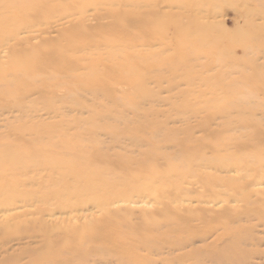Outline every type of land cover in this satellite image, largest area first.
Segmentation results:
<instances>
[{"label":"bare ground","instance_id":"1","mask_svg":"<svg viewBox=\"0 0 264 264\" xmlns=\"http://www.w3.org/2000/svg\"><path fill=\"white\" fill-rule=\"evenodd\" d=\"M164 1L187 20L158 13V0H0V42L9 57L0 65V115L35 118L47 110L58 117V72L74 80L69 90L75 85L108 99L88 107L92 121L84 132L58 135V124L35 122L13 124L0 136V212L18 201L40 205L38 218L12 216L0 226V264H241L264 255L256 248L264 239L239 224L245 215L264 226V189H254L264 185V100L254 98L259 93L225 88L221 104L217 96L198 109L176 104L182 125L151 120L154 113L141 106L156 100L145 80L157 68L188 83L212 85L214 77L200 72L210 65L196 72L190 63L213 53L221 54L212 60L220 64L242 60L256 70L247 80L259 82V67L244 54L255 31L242 27L235 35L215 37L199 19L202 9L218 2L248 0ZM255 1L264 12V0ZM90 7L105 9L112 22L85 26ZM58 12L79 15L64 43L44 39L29 45L32 37H20L49 32L42 27ZM167 28L174 31L178 54L158 59L136 49L137 43L162 38ZM97 46L106 53L78 55ZM256 46L264 50V43ZM83 60L85 74L78 72ZM49 70L55 83L31 80ZM116 84L130 85L138 97H115ZM70 100L84 108L78 96ZM231 202L243 204L240 214L222 205ZM139 204L136 215L132 205ZM47 205L68 213L69 223L46 224ZM35 238H41L39 247L9 252L11 242Z\"/></svg>","mask_w":264,"mask_h":264},{"label":"rangeland","instance_id":"2","mask_svg":"<svg viewBox=\"0 0 264 264\" xmlns=\"http://www.w3.org/2000/svg\"><path fill=\"white\" fill-rule=\"evenodd\" d=\"M160 5V6H159ZM145 9V8H144ZM143 9V10H144ZM155 10L160 14H165L171 12L174 15H177L182 22H185L187 19L182 10H179L174 7H170L168 3L164 0H158ZM197 13V12H196ZM199 13V12H198ZM199 19L202 21L203 25L208 27L209 35L220 37L221 35H235L237 30L240 28L253 29L255 31V38L246 44L245 59L248 61H253L256 63V68L259 67V75L261 80L259 82L248 81L246 77H254L256 70L249 69V65L244 63L242 60L237 61H225L224 64L212 62V60L218 58L221 54L213 53L212 57L199 58L197 61L191 62V65L196 66V72L200 71V65L209 64L210 66L202 68L201 74H204L203 77L213 76L212 85L207 84L206 82L197 80L195 83H188L180 77H176L171 73L167 72L165 67L162 69H156L152 74L148 75L145 80L146 88L148 93L152 95V98L155 99L151 102H142V111L152 112L154 116H150L151 120L154 121H165L171 119L174 120L171 122V125H182V117L184 115H179L176 111V104H182L183 107L198 109L203 107L204 102L208 99L215 98L217 96V101L221 104L226 101V91L230 88L242 89V93H259L254 97L255 101L264 100V50L256 46L259 43H264V12L260 10V7L257 5L255 0H248L246 4H241L236 1H221L218 2L216 6L208 7L202 9L199 13ZM79 15L75 14L72 16H63L58 12V16H54L50 22L43 25L42 28L48 29L49 32L42 33L39 32H30L22 33L20 37H32L29 42V45H41L44 43L43 40H58V45L64 43L66 37V30L78 21ZM83 24L85 26L93 27L98 24H106L112 22V18L109 16L105 9L96 10L93 7L88 8L84 12ZM172 28H167L163 30L162 38H150L144 42L137 43V50L142 51L146 54H154L158 59H165L168 56H173L178 54L179 51L175 49L177 46V39L174 38ZM224 37V36H223ZM227 42H223V45H226ZM253 46V47H252ZM6 45L0 42V65H5L8 62V54L3 50ZM60 48V46H58ZM65 48V47H63ZM236 54L238 56L243 55V52L236 48ZM6 50V49H5ZM106 53L107 49L104 46H97L93 50L86 49L82 52H79L78 55L82 57H90L92 52ZM155 57L153 60H155ZM87 60V59H86ZM193 58L191 57V61ZM85 60L81 62L83 65H79V73H87L89 69L84 65ZM151 61V60H150ZM216 61V60H215ZM102 66V65H101ZM246 68V69H245ZM224 73L231 71V74H225V76L220 75L221 71ZM53 71L46 72L42 76L35 77L31 79L33 82H38L40 80L48 81V83H55L56 80L48 79L50 74ZM156 75H161L157 77ZM246 76V77H245ZM73 78V77H72ZM230 79V80H229ZM71 83H74V80L68 76L65 72H58V90L55 92V95L58 99L56 105H58V117H55L53 113H48L47 110H42L35 118H17L15 113H10L6 116L0 115V136H6L9 133L11 125H23L33 126L35 122L45 125H56L58 124V135L59 134H73L77 132H84L85 128H88L91 121V112L89 108L95 107L96 104L100 102H107L108 99L103 97L95 98L93 94L88 93L84 90H77V87L74 85L73 90H69ZM255 84V85H254ZM79 85V84H77ZM238 86V87H237ZM252 86V87H251ZM112 94L117 98H124L129 101V99L137 98L138 92L128 84H121L113 86ZM243 87V88H242ZM227 90H226V89ZM212 90L217 91V94H213ZM226 90V91H225ZM225 92V93H224ZM242 94H240L241 96ZM79 97L83 101L84 108L78 107L71 99V97ZM220 96V97H219ZM220 98V99H219ZM190 105V106H189ZM201 109H199L200 111ZM127 117H134L133 113L127 112ZM176 120V121H175ZM194 120V119H193ZM29 121V122H27ZM25 126V125H24ZM254 189H264L263 186L254 187ZM187 205V204H186ZM223 206H228L230 209H233L237 214L242 211V203L231 202L224 203ZM141 204L132 205V208L135 210V214L139 213ZM40 208L38 203L33 205H27L22 202H16L14 206L10 207V210L0 212V226L3 225L5 221L12 216H18L21 220L28 219L30 221L38 218L40 215H37V208ZM48 211L44 215L43 220L48 225L54 224H65L63 221L67 220L69 223V214L65 212H60L55 206H45ZM5 212V213H4ZM239 224L252 228V234L257 235L264 239V226L257 224V221H247L245 215H240ZM28 223L24 224L27 225ZM254 228V230H253ZM3 228L0 229L2 231ZM41 238H35L34 241L31 240V243H28L27 239L23 241H13L8 247L10 253L20 252L24 250L35 249L40 246ZM251 248L252 246H246ZM260 251H264V240L261 245L256 246ZM3 255V254H2ZM164 257H166L164 255ZM169 257V256H168ZM160 260L161 257H155V260ZM174 263V262H173ZM94 264V263H90ZM102 264V263H100ZM107 264H119L116 261H112ZM153 264V263H147ZM155 264H170L169 262L158 261ZM222 264V263H221ZM227 264V263H223ZM229 264V263H228ZM241 264H264V255L258 253L256 256L251 257L246 262Z\"/></svg>","mask_w":264,"mask_h":264}]
</instances>
